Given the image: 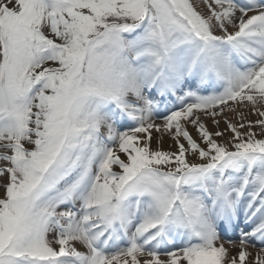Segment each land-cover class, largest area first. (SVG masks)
Here are the masks:
<instances>
[{
  "label": "snow or ice",
  "instance_id": "6c2138e0",
  "mask_svg": "<svg viewBox=\"0 0 264 264\" xmlns=\"http://www.w3.org/2000/svg\"><path fill=\"white\" fill-rule=\"evenodd\" d=\"M0 264H264V0H0Z\"/></svg>",
  "mask_w": 264,
  "mask_h": 264
},
{
  "label": "bare ground",
  "instance_id": "6f19581e",
  "mask_svg": "<svg viewBox=\"0 0 264 264\" xmlns=\"http://www.w3.org/2000/svg\"><path fill=\"white\" fill-rule=\"evenodd\" d=\"M252 119H255V116H253V117H251ZM167 143H168V141L166 140L165 141V146L167 145ZM255 249H253V250H251V251H254ZM234 251H235V249H234ZM256 251V250H255Z\"/></svg>",
  "mask_w": 264,
  "mask_h": 264
},
{
  "label": "rangeland",
  "instance_id": "374dc122",
  "mask_svg": "<svg viewBox=\"0 0 264 264\" xmlns=\"http://www.w3.org/2000/svg\"><path fill=\"white\" fill-rule=\"evenodd\" d=\"M167 146V145H166ZM236 251H238V249H235V251H234V249H233V252H236ZM253 252V256L255 255V250L254 251H252Z\"/></svg>",
  "mask_w": 264,
  "mask_h": 264
}]
</instances>
